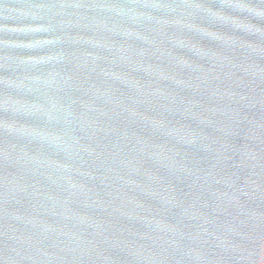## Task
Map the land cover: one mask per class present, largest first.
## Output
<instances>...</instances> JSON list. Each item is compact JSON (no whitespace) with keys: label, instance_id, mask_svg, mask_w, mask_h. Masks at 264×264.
<instances>
[{"label":"water","instance_id":"obj_1","mask_svg":"<svg viewBox=\"0 0 264 264\" xmlns=\"http://www.w3.org/2000/svg\"><path fill=\"white\" fill-rule=\"evenodd\" d=\"M0 264H264V0H0Z\"/></svg>","mask_w":264,"mask_h":264}]
</instances>
